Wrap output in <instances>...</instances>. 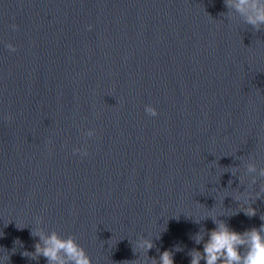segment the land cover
<instances>
[{
  "label": "water",
  "instance_id": "water-1",
  "mask_svg": "<svg viewBox=\"0 0 264 264\" xmlns=\"http://www.w3.org/2000/svg\"><path fill=\"white\" fill-rule=\"evenodd\" d=\"M249 162L264 168V29L225 0H0L6 264H47L22 255L35 252L37 218L93 264L164 251L190 264L209 216L238 232L264 223V197L253 217L236 200L264 185L249 188ZM140 236L148 253L134 251Z\"/></svg>",
  "mask_w": 264,
  "mask_h": 264
},
{
  "label": "clouds",
  "instance_id": "clouds-1",
  "mask_svg": "<svg viewBox=\"0 0 264 264\" xmlns=\"http://www.w3.org/2000/svg\"><path fill=\"white\" fill-rule=\"evenodd\" d=\"M225 5L235 14H238L247 25L252 26L257 31L264 29V0H225ZM12 27L14 30L16 29L15 25ZM8 47L11 51H16L14 46L9 45ZM145 112L151 117L159 115L158 110L151 105L145 107ZM86 135L94 137L96 132L94 129H89ZM75 152L81 156L88 155L87 149L77 148ZM231 173L233 176H237L236 172ZM243 175L248 178L249 188H251L260 185V180L264 179V168H258L255 163L249 162L245 166ZM238 178L241 184L242 178L240 176ZM262 192H264V185L259 187V192L248 191L246 196L241 193V196L236 198L241 204V210L247 216L256 215L255 209L251 207V201L264 197L261 195ZM245 205L248 207H244ZM209 217L215 227L211 230L201 229L193 237L197 245H203V251L191 250L189 252L190 264H201V261H204L205 264H264V223L259 228L253 227L244 232H238L224 220L218 219L219 216ZM260 219L264 221V216H261ZM195 222L200 223L201 220L195 219ZM42 225L43 218H37L36 227L32 228L31 236L39 237V241L34 246L35 252L25 251L22 253L24 257L38 260L42 256L46 258L47 264H93L92 258L77 242L75 236L64 238L57 231L48 233ZM17 227L23 229L26 226L17 224ZM156 238H160L159 234ZM15 243L21 244L19 240ZM133 246L135 252L146 253L154 247L151 238L145 236L137 238ZM174 250L180 252L183 251V248L176 245ZM0 264H6L3 257H0ZM145 264H175L174 252L164 251L160 254L159 260L152 259L149 261L148 258Z\"/></svg>",
  "mask_w": 264,
  "mask_h": 264
}]
</instances>
